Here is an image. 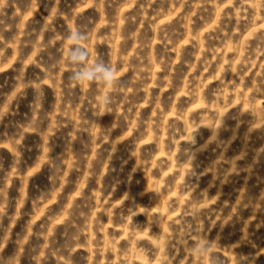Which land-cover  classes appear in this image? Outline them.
Here are the masks:
<instances>
[{
  "label": "rangeland",
  "instance_id": "rangeland-1",
  "mask_svg": "<svg viewBox=\"0 0 264 264\" xmlns=\"http://www.w3.org/2000/svg\"><path fill=\"white\" fill-rule=\"evenodd\" d=\"M0 264H264V0H0Z\"/></svg>",
  "mask_w": 264,
  "mask_h": 264
},
{
  "label": "clouds",
  "instance_id": "clouds-1",
  "mask_svg": "<svg viewBox=\"0 0 264 264\" xmlns=\"http://www.w3.org/2000/svg\"><path fill=\"white\" fill-rule=\"evenodd\" d=\"M68 39L75 41H85L87 39L86 33L79 29L70 31ZM67 62L74 67L75 70L71 72L70 80L82 84H99L105 88H114L117 83L116 69L109 67L103 63L87 64V52L80 44H75L69 50ZM102 102L107 105L111 102L110 97L105 96ZM210 245L201 247L199 245L194 248V253L201 254L208 250Z\"/></svg>",
  "mask_w": 264,
  "mask_h": 264
}]
</instances>
